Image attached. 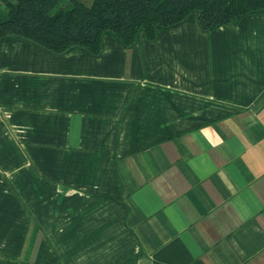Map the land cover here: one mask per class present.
I'll list each match as a JSON object with an SVG mask.
<instances>
[{"label": "crops", "instance_id": "obj_1", "mask_svg": "<svg viewBox=\"0 0 264 264\" xmlns=\"http://www.w3.org/2000/svg\"><path fill=\"white\" fill-rule=\"evenodd\" d=\"M0 264H264V14L2 40Z\"/></svg>", "mask_w": 264, "mask_h": 264}, {"label": "trees", "instance_id": "obj_2", "mask_svg": "<svg viewBox=\"0 0 264 264\" xmlns=\"http://www.w3.org/2000/svg\"><path fill=\"white\" fill-rule=\"evenodd\" d=\"M264 14V0H0V42L20 38L53 54L98 56L104 38L131 48L195 15L201 31Z\"/></svg>", "mask_w": 264, "mask_h": 264}]
</instances>
